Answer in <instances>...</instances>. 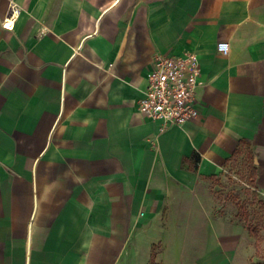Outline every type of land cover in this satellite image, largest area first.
Masks as SVG:
<instances>
[{
    "label": "crops",
    "instance_id": "0c3cea01",
    "mask_svg": "<svg viewBox=\"0 0 264 264\" xmlns=\"http://www.w3.org/2000/svg\"><path fill=\"white\" fill-rule=\"evenodd\" d=\"M186 51L200 115L162 130L138 102ZM243 163L264 201V0H0V264H259L216 193Z\"/></svg>",
    "mask_w": 264,
    "mask_h": 264
},
{
    "label": "built area",
    "instance_id": "2783aa9c",
    "mask_svg": "<svg viewBox=\"0 0 264 264\" xmlns=\"http://www.w3.org/2000/svg\"><path fill=\"white\" fill-rule=\"evenodd\" d=\"M20 9L10 3L9 19L15 22ZM218 51L228 55V42L218 44ZM201 64L194 51L179 56L160 54L154 58L144 95L138 102L143 119L160 121L161 129L183 126L200 115L197 88L200 85Z\"/></svg>",
    "mask_w": 264,
    "mask_h": 264
},
{
    "label": "rangeland",
    "instance_id": "374dc122",
    "mask_svg": "<svg viewBox=\"0 0 264 264\" xmlns=\"http://www.w3.org/2000/svg\"><path fill=\"white\" fill-rule=\"evenodd\" d=\"M249 174L245 163L239 164L227 174L221 189L216 193L234 202L238 207L241 220L256 239L259 255L264 258V208L256 191L250 187ZM259 264H264V261Z\"/></svg>",
    "mask_w": 264,
    "mask_h": 264
},
{
    "label": "trees",
    "instance_id": "16d2710c",
    "mask_svg": "<svg viewBox=\"0 0 264 264\" xmlns=\"http://www.w3.org/2000/svg\"><path fill=\"white\" fill-rule=\"evenodd\" d=\"M256 176V166H254L253 164L251 165V172H250V177L254 178ZM258 195V194H256ZM259 197V195H258ZM261 205L264 208V201L260 199Z\"/></svg>",
    "mask_w": 264,
    "mask_h": 264
},
{
    "label": "water",
    "instance_id": "95a60500",
    "mask_svg": "<svg viewBox=\"0 0 264 264\" xmlns=\"http://www.w3.org/2000/svg\"><path fill=\"white\" fill-rule=\"evenodd\" d=\"M5 250L4 248L0 245V258L4 255Z\"/></svg>",
    "mask_w": 264,
    "mask_h": 264
},
{
    "label": "bare ground",
    "instance_id": "6f19581e",
    "mask_svg": "<svg viewBox=\"0 0 264 264\" xmlns=\"http://www.w3.org/2000/svg\"><path fill=\"white\" fill-rule=\"evenodd\" d=\"M6 23H7V26H13L14 24L12 19H9Z\"/></svg>",
    "mask_w": 264,
    "mask_h": 264
}]
</instances>
